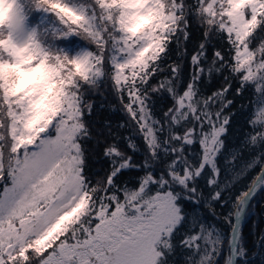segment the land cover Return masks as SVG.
Segmentation results:
<instances>
[{
    "label": "snow or ice",
    "instance_id": "6c2138e0",
    "mask_svg": "<svg viewBox=\"0 0 264 264\" xmlns=\"http://www.w3.org/2000/svg\"><path fill=\"white\" fill-rule=\"evenodd\" d=\"M258 195L264 0H0V264H264Z\"/></svg>",
    "mask_w": 264,
    "mask_h": 264
},
{
    "label": "trees",
    "instance_id": "16d2710c",
    "mask_svg": "<svg viewBox=\"0 0 264 264\" xmlns=\"http://www.w3.org/2000/svg\"><path fill=\"white\" fill-rule=\"evenodd\" d=\"M196 39L199 38V34H196ZM97 103H105L104 101L97 100ZM116 103L114 97L107 95L105 107L98 109L97 114L95 116V119L102 123L105 119H120V116L118 113H114L111 111L110 107L111 105H114ZM242 120L238 122L235 126V134L233 136V140L235 141L236 137H238L241 133V126H242ZM99 126V123L97 124ZM98 159V157H97ZM103 168V164L100 163H94L93 164V170L94 171H101ZM131 174H129L126 179H130ZM253 211L255 212V215L251 217L250 220H248L245 223L244 226V233L245 238L248 243V246L251 247L253 244L256 243V234L258 232L264 231V195H258L256 200L253 201ZM179 259V257H177ZM257 264L259 262L257 261Z\"/></svg>",
    "mask_w": 264,
    "mask_h": 264
}]
</instances>
